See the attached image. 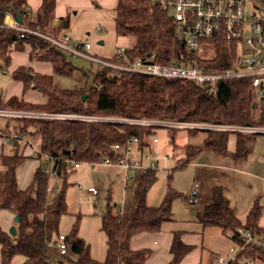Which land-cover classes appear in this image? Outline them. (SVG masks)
Segmentation results:
<instances>
[{"label": "trees", "instance_id": "16d2710c", "mask_svg": "<svg viewBox=\"0 0 264 264\" xmlns=\"http://www.w3.org/2000/svg\"><path fill=\"white\" fill-rule=\"evenodd\" d=\"M119 0L114 16L118 36L131 40L130 49L137 55L155 53L161 63H172L174 59L189 57L181 40L177 38L175 24L163 0ZM56 0H42L39 10L29 9L27 0H0V69L11 63L13 50L31 48L30 58L49 62L53 71L60 75L73 76L76 67L68 62L66 51L50 41L29 34L20 38L18 31L2 27L6 13L21 23L44 33L58 35L51 22L55 17ZM68 22H64L63 27ZM237 57L235 45L224 39L215 41L213 57H198V61L209 71L222 72L232 66ZM13 79L22 82L23 91L38 90L45 98L43 103H33L18 96L0 98V106L38 109L55 113L107 115L121 118H148L214 122L235 125L264 126V98L256 101L255 87L250 78H234L221 81L217 94L191 80L163 79L138 73H114L111 68H99L94 73L90 87L74 89L60 88L53 74L35 72L31 66H19L12 72ZM87 97L83 100V95ZM14 127L39 139V149L46 155L48 166L63 180V187L51 193V174L42 163L37 168L33 183L21 188L17 170L31 158L23 150V144H12L6 152L0 150V209L19 216L14 225L15 236L2 228L0 223L1 264H10L17 255L25 257L24 264H50L48 250L60 235L61 218L67 213L66 178L75 168L70 161L98 163L104 158H116L113 149L116 143L124 144L130 137H138L141 147H150L148 138L154 127L116 122H89L77 119H22L13 122ZM172 133L177 130L171 129ZM196 132V131H193ZM231 132L207 131L204 147L233 160L245 159L252 151L255 134L235 133V148L228 149ZM174 136L172 135V140ZM201 147L187 145L185 157L178 168H185ZM158 179V169L142 172L135 179L132 200L126 211L114 212L115 204L108 199L101 216V229L106 236V258L103 261L92 256L88 242L78 236V225L66 235L67 249L75 255L72 264H145L150 249L133 250L131 238L142 232L160 231L165 221L172 218V205L180 193L169 189L158 205H149L147 195ZM264 206L255 201L246 220L238 217L221 185L212 190L211 201L197 212V221L203 226H217L238 245L237 256L252 260L254 264L264 262V245L250 243L241 245L238 228L262 234L261 225ZM182 231H175L169 264H180L195 247L186 244ZM68 254H66L67 256ZM58 264H66L60 261Z\"/></svg>", "mask_w": 264, "mask_h": 264}, {"label": "rangeland", "instance_id": "374dc122", "mask_svg": "<svg viewBox=\"0 0 264 264\" xmlns=\"http://www.w3.org/2000/svg\"><path fill=\"white\" fill-rule=\"evenodd\" d=\"M126 3L129 5L130 1L126 0ZM88 4H77L69 9L68 26L61 32L62 34H67L73 41L90 43L91 49L88 50V53L98 57L109 58L113 56L117 47L131 45L130 39L116 34L115 4L104 5L102 0H92L91 4ZM214 48L215 46L207 48L204 57H213ZM29 51L31 48L28 51L25 49L13 50L12 63L4 66V70L0 71V98L5 99L8 95L13 94L23 96L26 100L31 101H42L44 98L36 89H30L24 93L22 84L12 78L13 64L19 65L25 61L33 70L35 69L33 62L38 60L29 59ZM18 57L24 60L18 59ZM66 57L68 62L77 69L73 76L53 72L55 83L64 89L90 87L93 84L94 73L99 69L98 65L86 58L73 56L69 53H66ZM172 135L174 136L173 140ZM154 137L158 139V142L153 141ZM206 137L207 131L203 130L192 132L179 129L172 133L171 129L165 127L154 129V134L148 138L150 149L161 156H168V161L166 163L161 162L158 168V179L148 194L150 205L160 204L171 188L180 193L173 201L174 209L179 205L183 206L184 195L195 179L202 184V187L209 188L213 181L221 185L235 205L251 197L253 191L258 193L264 188V134L254 136L252 151L243 161V166L236 168L234 166L235 160L230 156L226 157L204 147ZM35 142L39 146L38 138L35 139ZM188 144L202 149L185 168L180 169L177 167L178 161L184 162L182 159L185 157ZM234 145L235 133L231 132L228 143L229 150H232ZM5 150L8 152L7 148ZM41 163L43 167H48L46 158L38 160L32 157L27 158L19 166L17 177L22 189L33 183L34 174ZM223 165L228 167L224 168ZM66 182L67 213L61 218L59 233L67 235L75 225H78V236L90 244L92 256L97 260H99L98 257L105 260L107 245L105 233L101 229V216L106 210L109 198L115 204V213L126 211L132 200L135 179H129V188L125 189L126 180L123 170L117 166L98 162L94 164L81 163L79 168L68 174ZM49 187L51 193H55L63 187V180L51 174ZM90 187L95 188L98 192L95 194L89 191ZM249 193L250 195H248ZM239 206L241 209L238 210V215L245 219L244 210L246 206ZM14 217L15 215L11 211L0 209V223L5 231L9 232L14 225ZM168 224L178 229L202 230V225L199 223L197 225L187 224L173 220ZM219 230L206 227L204 245L212 251L210 261H218V256L227 257L231 247L238 251L236 242L229 237L221 239L222 234ZM57 239L58 237L49 246V263L58 264L62 261L66 264H72L71 260L75 258V255L70 252L67 256L62 255L56 245ZM24 261L25 257L18 255L14 264H24ZM259 264H264V262H259Z\"/></svg>", "mask_w": 264, "mask_h": 264}, {"label": "built area", "instance_id": "2783aa9c", "mask_svg": "<svg viewBox=\"0 0 264 264\" xmlns=\"http://www.w3.org/2000/svg\"><path fill=\"white\" fill-rule=\"evenodd\" d=\"M164 8L173 18L176 35L184 44L189 57L181 56L172 63L164 64L157 60L155 53L133 55L129 46H119L113 56L98 57L88 53L91 44L73 41L67 34L54 35L37 29L28 28L12 15L10 23L3 21L2 27L18 31L20 38L32 34L42 37L58 48L73 56L90 60L99 68H111L114 73L130 72L163 79L191 80L201 87L208 88L210 94H217L221 81L234 78H250L256 92V101L264 98V0H163ZM6 17V16H5ZM51 28L58 26L51 23ZM224 39L235 45L237 57L232 66L222 72L209 71L198 61L204 57L209 47H214L215 41ZM3 71V69H0ZM22 119H77L89 122H116L137 124L150 127H165L168 129H186L188 131H227L232 133L264 134L263 125H235L214 122H200L188 120L121 118L105 115L70 114L47 112L38 109L14 108L0 106V141L5 146L17 142L23 144V152L35 159L48 158L42 154L35 139L12 126L13 122ZM156 143L158 139L154 137ZM117 157L104 158L100 163L120 167L124 172V179H136L139 174L149 169H158L161 162L166 163L168 156L154 153L150 147H141L138 137H130L124 144L113 145ZM76 169L81 162L70 161ZM47 172L56 175L51 166L45 168ZM89 191H98L90 187ZM185 201L189 205L201 202L199 181H194ZM238 239L241 245L250 243L264 245L263 235H255L249 230L238 228ZM62 255L69 253L66 235L60 234L56 241ZM238 246V245H237ZM218 264H254L252 260L240 259L234 247L229 249V256H218Z\"/></svg>", "mask_w": 264, "mask_h": 264}, {"label": "crops", "instance_id": "0c3cea01", "mask_svg": "<svg viewBox=\"0 0 264 264\" xmlns=\"http://www.w3.org/2000/svg\"><path fill=\"white\" fill-rule=\"evenodd\" d=\"M91 1L92 0H56L55 17L51 23L54 26H58V29L61 30L60 33H58V35H61L62 34L61 32L68 26L67 25V26L63 27V24L66 21L68 22L69 9L73 8V6H76L77 4L89 5L88 3L91 4ZM41 2H42V0H27V4H28L29 9H31L34 13H36L39 10V8L41 6ZM102 2L104 5H106V4L114 5L115 4V9H116L119 0H111V1L110 0H102ZM12 19H13L12 15H10V14L6 15L5 22L10 23L12 21ZM29 48H30V46L27 45L25 47V50L28 51ZM19 52H21V51H19ZM11 56L13 58V51H12ZM28 56L30 59V51L28 53ZM12 58H11V63H12ZM18 59H23V58L18 57ZM33 63L35 66V69H34L35 72L42 73V74H52L54 72L53 66L49 62L34 61ZM23 65L29 66L28 63H26L25 61H23L19 65L13 64L12 72L15 69H17L19 66H23ZM13 80L17 81L15 79H13ZM17 82L22 84V82H20V81H17ZM22 91H23V84H22ZM13 95L18 96L19 98L26 100L23 96H19L16 94H13ZM13 95H8L7 98H5V99H8L9 97H11ZM26 101L33 102V103H43L45 101V98H43L42 101H31L28 99ZM3 146H5V145H3L0 141V150L3 148ZM5 148L8 149L9 146H5ZM234 148H235V145H234ZM234 148L232 150H230V152H232L234 150ZM245 159L235 161V165H234L235 168L237 166L242 167L243 161ZM223 166H224V168L228 167L226 165H223ZM123 174H124V172H123ZM263 180H264V178H263ZM128 181L129 180L126 181L125 189L129 188L128 187ZM194 181H198V180L195 179ZM194 181H193V183H194ZM193 183L191 184L190 188L188 189V191L184 195L183 206L179 205V207H176L174 209V205H172V212H173L172 218L163 223L160 231L142 232V233H139V234H137L131 238L130 247L133 250L145 249V248L151 250V254H150L149 258L147 259V261L145 262V264H169V262L172 258V254L170 252V247L172 244V240H173V236H174L175 231H182L183 232L181 235L182 240L186 244H190V245L195 246L181 260L180 264H218L217 260L216 261H210L212 251H211V249H207L206 246L204 245L206 227H210V228L213 227V228L220 229L219 231L222 234L221 239H225V237H229V236L226 235L220 227L203 226L200 222L197 221L196 215H197L198 211L202 210V208L211 201L212 190L216 185H219V184H216L213 181L211 183L210 187L208 188V187H202V184L199 182L200 183V191H201V202L199 203V205H189V204H187L185 199H186V196H187L189 190L191 189ZM224 193L226 195L225 188H224ZM248 195H250V193ZM227 198L229 199L230 205L234 208L237 215L239 212L238 210L241 209V207L239 205H241V206L245 205L246 206L245 210H244V212L246 214L245 219L240 218V216L238 215L240 220L245 221L247 214L250 211V209H251V207L255 201H257V200L260 201V203L264 206V201H263V199H264V188L261 191H259L258 193H254V191H253L251 197L247 198L243 202L241 201L239 203H236V205L232 202L231 198H229L228 196H227ZM147 203L149 204L148 195H147ZM173 220L179 221V222L182 221L184 223L186 222L187 224L193 223V224L197 225V223H199L200 225H202V230L201 231L200 230L199 231H190L187 229H178V228L172 227L171 225L168 224V222L173 221ZM173 223H177V222H173ZM261 225L264 226V210H263V215L261 218ZM17 256H15L13 258V260L11 261L10 264H14V261H15ZM227 256H229V251H228ZM98 258H99V260H103V259H101L102 257H98ZM0 264H1V246H0Z\"/></svg>", "mask_w": 264, "mask_h": 264}, {"label": "water", "instance_id": "95a60500", "mask_svg": "<svg viewBox=\"0 0 264 264\" xmlns=\"http://www.w3.org/2000/svg\"><path fill=\"white\" fill-rule=\"evenodd\" d=\"M16 20H17L19 23L21 22V19H20L19 16H16ZM100 43H103V42H100ZM86 97H87V95L84 94V95H83V100H85ZM14 221H15L16 223L19 221V216H18V215H16V216L14 217ZM9 233H10L11 235H13V236H15V235L17 234V229H16L15 225H13V226L10 228Z\"/></svg>", "mask_w": 264, "mask_h": 264}]
</instances>
